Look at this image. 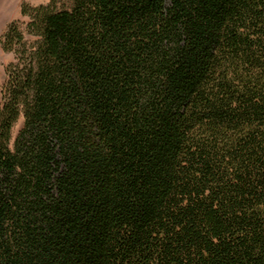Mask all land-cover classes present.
Masks as SVG:
<instances>
[{"label": "trees", "instance_id": "trees-1", "mask_svg": "<svg viewBox=\"0 0 264 264\" xmlns=\"http://www.w3.org/2000/svg\"><path fill=\"white\" fill-rule=\"evenodd\" d=\"M63 1L1 40L0 264H264V0Z\"/></svg>", "mask_w": 264, "mask_h": 264}, {"label": "rangeland", "instance_id": "rangeland-1", "mask_svg": "<svg viewBox=\"0 0 264 264\" xmlns=\"http://www.w3.org/2000/svg\"><path fill=\"white\" fill-rule=\"evenodd\" d=\"M51 0H0V103L2 100V89L7 80V66L14 61V55L4 52L1 40L8 26L14 21L27 22V19L21 15L23 3L33 6L46 5ZM62 4L64 1L62 0ZM23 120L21 119L14 129V136L21 128Z\"/></svg>", "mask_w": 264, "mask_h": 264}]
</instances>
